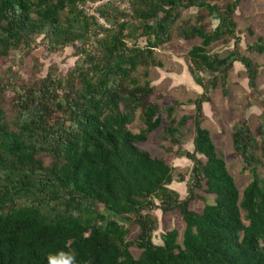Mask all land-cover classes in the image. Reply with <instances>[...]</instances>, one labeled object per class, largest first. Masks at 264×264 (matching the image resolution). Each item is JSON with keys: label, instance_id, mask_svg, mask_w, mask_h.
<instances>
[{"label": "trees", "instance_id": "obj_1", "mask_svg": "<svg viewBox=\"0 0 264 264\" xmlns=\"http://www.w3.org/2000/svg\"><path fill=\"white\" fill-rule=\"evenodd\" d=\"M85 1L95 0H0V58L31 49L38 37L46 54L71 47L79 56L65 79L49 71L35 89L0 83V264H264V177L257 172L264 120L255 135L244 123L232 127V148L250 175L241 192L201 127V106L217 86L223 90L233 63L256 89L258 66L239 52L232 19L246 0H127L128 10L108 2L97 8L107 29L78 10ZM190 8L196 22L173 30ZM210 16L217 20L212 30ZM174 36L199 39L186 55L202 92L192 101L193 113L177 122L174 107L163 108V125L147 70L156 63L154 50ZM217 42L232 48L211 54ZM247 49L262 55V38ZM7 87L11 118L2 96ZM136 113L142 128L132 133L127 126ZM187 122L192 151H175L192 163L188 194L180 199L169 188L172 167L137 145L160 127L163 139L179 145ZM201 186L213 200L198 213L188 205ZM155 210L178 212L180 243L175 229L160 235L161 244L152 242ZM107 214L131 217L135 238L128 241V229ZM131 247L140 251L137 258Z\"/></svg>", "mask_w": 264, "mask_h": 264}, {"label": "rangeland", "instance_id": "obj_2", "mask_svg": "<svg viewBox=\"0 0 264 264\" xmlns=\"http://www.w3.org/2000/svg\"><path fill=\"white\" fill-rule=\"evenodd\" d=\"M120 1L124 4L127 0ZM118 8L119 10H128L130 7ZM93 11L96 14L95 9ZM83 13L85 16H93L87 15L84 11ZM196 14L197 11L194 8L183 10L175 22L173 30L185 23L194 24ZM94 18L96 19L95 16ZM232 19L235 22L236 36L239 38V52L258 66L256 89L255 91L249 89L243 67L237 62L233 63L223 90L217 86L215 90L210 92L209 102L202 104L201 127L208 131L216 152L224 160L238 191L241 192L249 182L250 175L243 168L242 159L236 155L232 148L231 133L233 125L244 123L250 133L255 135L257 126L264 120V53L260 55L247 49L248 46L256 42L257 37L262 38L264 43V0H246L240 3L235 9ZM206 24L207 29L212 30L217 24V20L214 16L206 17ZM100 26L105 29L108 28L107 24ZM41 38L38 37L35 40V45L31 49L11 51L7 57L0 58V83L16 84L17 87L23 86L19 87V90L23 88L35 89L38 87L40 79L49 71H55L57 77L66 78L67 73L73 69L79 56L71 47L46 54ZM136 44L140 47L144 46L145 38H138ZM196 44H199L197 38L183 40L174 36L154 50V61L158 65L154 64L148 67L147 80L153 88L150 100L160 109L163 115V125L168 124L162 111L163 108L173 106L171 119L177 122L182 116H189L193 113L192 101L202 92L194 84L188 73L189 64L186 54L190 47ZM127 46H130L129 41H127ZM231 48V42H217L209 47V52L224 55ZM140 73L141 71H139L138 76ZM2 96L5 112L11 118L14 114L13 94L9 87L5 89ZM127 128L132 133L140 131L142 124L138 120V113ZM181 135L179 145H174L163 139L162 128L160 127L147 136L146 142L137 146L151 157L161 158L172 167L173 181L169 188L177 192L180 199H183L188 194L186 182L190 176L192 163L184 158L176 157L175 151L178 147L188 152L192 151L193 129L191 122H187L181 128ZM197 158L201 161V157L197 156ZM43 160L45 164L49 161L47 157H44ZM257 172L260 177H264V161H261L257 166ZM212 200L213 197L206 194L204 187L201 186L194 191V197L189 202L188 207L190 210L199 213L203 206L211 204ZM153 213L157 218V230L152 235V242L155 245L161 244L160 235L175 229L178 232L177 241L180 243L183 223L178 212L174 210L162 214L159 210H155ZM106 216L118 221L128 229V241L135 238L137 227L132 222L131 217L122 220L109 214ZM129 251L134 258H137L140 253L135 247H131Z\"/></svg>", "mask_w": 264, "mask_h": 264}, {"label": "built area", "instance_id": "obj_3", "mask_svg": "<svg viewBox=\"0 0 264 264\" xmlns=\"http://www.w3.org/2000/svg\"><path fill=\"white\" fill-rule=\"evenodd\" d=\"M108 2H113L116 4V6L120 7V9L123 8H129V3L126 1L124 4L121 3L120 0H95V1H85L83 4L78 5V9L83 10L87 13V15H93L92 17H96L95 20H97L99 25L106 26V23L102 18L98 16L97 8H99L101 5L106 4ZM96 11V14L94 13V10Z\"/></svg>", "mask_w": 264, "mask_h": 264}]
</instances>
